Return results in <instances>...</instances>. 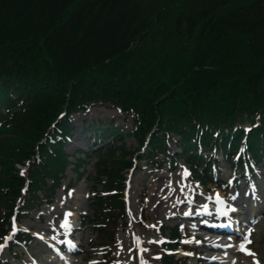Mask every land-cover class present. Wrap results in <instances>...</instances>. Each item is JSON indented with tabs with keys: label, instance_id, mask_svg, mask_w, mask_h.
<instances>
[{
	"label": "trees",
	"instance_id": "16d2710c",
	"mask_svg": "<svg viewBox=\"0 0 264 264\" xmlns=\"http://www.w3.org/2000/svg\"><path fill=\"white\" fill-rule=\"evenodd\" d=\"M74 1L0 0V229L9 220L2 208L16 206L24 185L15 165L39 149L30 189L54 176L66 163L60 146L71 114L93 103L131 114L138 140L151 134L155 154H165L175 134L195 167L204 165L199 145L228 153L246 140L264 153V0H187L177 30L190 46L158 67L142 60L128 67L132 46L154 23L137 0H84L69 11ZM103 134L119 136L113 128ZM116 151L97 153L101 164ZM128 164L115 161L114 173ZM105 203L103 230L111 235L118 202Z\"/></svg>",
	"mask_w": 264,
	"mask_h": 264
},
{
	"label": "rangeland",
	"instance_id": "374dc122",
	"mask_svg": "<svg viewBox=\"0 0 264 264\" xmlns=\"http://www.w3.org/2000/svg\"><path fill=\"white\" fill-rule=\"evenodd\" d=\"M137 1L143 9L147 10L148 14H152L154 23L147 26L145 33L140 35L138 42L132 46L133 56H128L130 59L128 67H136V63L141 60L150 61V64L156 67L165 66L170 59H176L181 51L180 46L190 44L182 29L181 33L177 30L178 17L189 5L188 1ZM83 2L84 0H75L69 11L74 10ZM234 8L236 6L233 4L226 10H234ZM222 13L223 10L219 15ZM199 28L200 26L194 27L195 35ZM194 39L195 37L192 43L195 42ZM146 54L148 56L144 58ZM72 120V124L77 128V134L66 144V149L70 154L69 158L75 154L77 159L71 161L72 166L67 169L63 182L55 186L58 188L52 204L43 205L39 211L32 212L31 219L21 218L19 227L24 231L32 230L33 234L37 233L49 243L58 246L56 241H61L62 237H58L54 229L61 228L63 217L64 215L69 216L70 209L76 210V223L82 224L83 228L74 234V239L80 241L81 244L77 246L79 253L76 256L72 255L69 264H158L163 252H166L164 241L170 239L171 228L178 225L183 238L177 241L179 248L169 253L177 261L178 259L185 261H180V264L202 263L204 257L209 256L208 253L202 252L205 249L203 243L206 242L201 228L203 212L217 210L216 207L220 203L216 199L217 194L220 200L225 199L226 205H233L239 196L241 202H246L248 199V195L241 194V191L239 196L234 194V185L230 180V166L226 164L220 168L216 182L220 178L223 184L219 185L211 183L210 180L207 181L203 175L194 173L185 161H176L175 158L173 164H164L162 160V164L159 165L161 169L152 166L148 162V156L145 155L146 147L138 144L132 137L134 123L131 118L125 117L121 111L109 104L93 106L87 114L75 115ZM110 122L118 126L124 136L123 154L120 156L121 160L118 161L123 159L127 163L130 162L132 169L125 171L127 181L124 194L128 197L125 200H127L126 212L129 226L126 229L120 228L116 233L117 249L106 257L103 248L96 246L97 243L94 241L96 235H94L93 226L89 223L94 219V215L97 216L93 205L98 200L97 193L105 191L103 186L107 179H101L95 175L94 168H92L95 159L92 156L86 153L78 154L75 151L78 147L88 149L83 142L84 136L80 134L83 124L92 127L94 123L104 128L109 126ZM88 133L86 132L85 135ZM175 138L170 141V149L174 152L179 151ZM14 169L19 170L18 165H15ZM259 172L263 173L264 170ZM51 183L52 181L49 184ZM223 189L225 190L222 191ZM259 195V200L249 199L247 203L251 204L252 208L253 205L259 206L253 210L252 216L255 211H258L260 220L254 226L243 228V236L237 238L240 244H233L234 248L231 251L222 250L220 253L222 259L214 264H256L257 261L259 264H264V193L260 191ZM69 217L73 219L71 215ZM243 218L245 219V215ZM246 238L251 240L250 244L246 243ZM226 245L231 246V244ZM242 245L247 246V249L255 253V256L246 255L244 251H241ZM30 246V253L34 252V247L38 248L35 242ZM21 250L23 253L19 252L20 256L14 259L8 255L9 250L6 249L2 254L0 264H57L50 262L52 256L47 245L42 247L37 261L32 259L24 248ZM57 261H60L59 264H68V261H65L66 263L60 259Z\"/></svg>",
	"mask_w": 264,
	"mask_h": 264
},
{
	"label": "snow or ice",
	"instance_id": "6c2138e0",
	"mask_svg": "<svg viewBox=\"0 0 264 264\" xmlns=\"http://www.w3.org/2000/svg\"><path fill=\"white\" fill-rule=\"evenodd\" d=\"M22 174H23V173H22ZM216 199H217L218 202L223 203V201L220 200V197H219L218 194H217ZM68 215L70 216L71 213H69ZM61 227H64V228H68V229H70V228H71V224H70V222L65 221V223L62 224ZM246 243L250 244V243H251V240L246 238ZM240 250H241V251H244L246 255H249V256H255V253L249 251L245 245H242ZM256 264H259V262L257 261Z\"/></svg>",
	"mask_w": 264,
	"mask_h": 264
},
{
	"label": "bare ground",
	"instance_id": "6f19581e",
	"mask_svg": "<svg viewBox=\"0 0 264 264\" xmlns=\"http://www.w3.org/2000/svg\"><path fill=\"white\" fill-rule=\"evenodd\" d=\"M185 209V208H184ZM172 210V212H174V210H173V208L171 209ZM187 210H188V208H187ZM74 220H73V222H75V218H73ZM72 227V226H71Z\"/></svg>",
	"mask_w": 264,
	"mask_h": 264
}]
</instances>
